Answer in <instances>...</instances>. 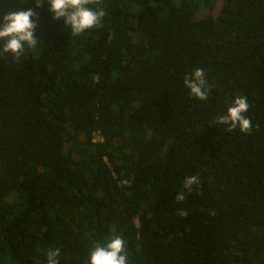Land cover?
<instances>
[{
  "label": "trees",
  "instance_id": "16d2710c",
  "mask_svg": "<svg viewBox=\"0 0 264 264\" xmlns=\"http://www.w3.org/2000/svg\"><path fill=\"white\" fill-rule=\"evenodd\" d=\"M219 1L102 0L71 35L47 0H0L38 16L0 57V264H89L117 235L128 264H264V0ZM243 96L251 132L216 124Z\"/></svg>",
  "mask_w": 264,
  "mask_h": 264
},
{
  "label": "clouds",
  "instance_id": "9594fccd",
  "mask_svg": "<svg viewBox=\"0 0 264 264\" xmlns=\"http://www.w3.org/2000/svg\"><path fill=\"white\" fill-rule=\"evenodd\" d=\"M102 0H47L48 11L53 14L55 20L63 19L65 25L71 30V35H79L87 30L101 25L105 12L99 5ZM41 0H36V6L40 7ZM96 5L97 7H92ZM38 27V16L33 9H23L6 12L0 17V57L11 54L19 59L25 51V46L34 49L38 40L35 36ZM184 84L190 90V95L206 100L210 94L211 86L205 78L203 69L197 68L191 75H185ZM249 110L248 98L237 97L228 108L227 113L218 116L216 124L227 125V131L239 129L240 132L248 134L252 130V121L246 117ZM199 186L197 176L186 177L183 187L187 192L193 190V186ZM186 199L184 192L176 196L178 202ZM186 210H179L178 215L187 216ZM60 250L49 251L48 264H59ZM89 264H128L126 245L122 237L114 236L106 244H98L90 254Z\"/></svg>",
  "mask_w": 264,
  "mask_h": 264
},
{
  "label": "rangeland",
  "instance_id": "374dc122",
  "mask_svg": "<svg viewBox=\"0 0 264 264\" xmlns=\"http://www.w3.org/2000/svg\"><path fill=\"white\" fill-rule=\"evenodd\" d=\"M221 4H222V0L219 1V3H218V6H219V7H217L216 11H214L215 13H217V12L219 11V8H220V5H221ZM209 12H210V11L207 10V9H201V10L197 13L196 17H197V18H200V17L206 16V15L209 14Z\"/></svg>",
  "mask_w": 264,
  "mask_h": 264
}]
</instances>
